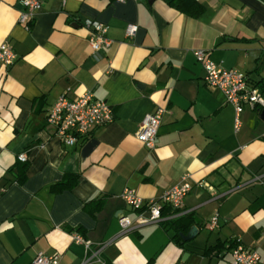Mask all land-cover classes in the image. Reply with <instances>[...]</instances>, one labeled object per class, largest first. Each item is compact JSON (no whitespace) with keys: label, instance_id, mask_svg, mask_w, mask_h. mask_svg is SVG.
Wrapping results in <instances>:
<instances>
[{"label":"crops","instance_id":"0c3cea01","mask_svg":"<svg viewBox=\"0 0 264 264\" xmlns=\"http://www.w3.org/2000/svg\"><path fill=\"white\" fill-rule=\"evenodd\" d=\"M177 1L45 0L26 28L19 0H0V45L17 55L0 64V264H33L37 252L58 255L51 264H82L91 254L74 233L91 249L106 243L87 264H230L236 239L264 262V107L245 105L235 131L234 107L205 84L193 54L204 49L243 72L264 99V0H196V17ZM86 19L105 24L112 40L97 59ZM66 90L72 98L89 91L113 111L73 146L46 122ZM157 107L165 112L147 149L135 134ZM185 173L183 207L193 220L181 233L195 225L190 241L177 243L160 222L121 233L119 217L138 215L125 188L157 199Z\"/></svg>","mask_w":264,"mask_h":264},{"label":"built area","instance_id":"2783aa9c","mask_svg":"<svg viewBox=\"0 0 264 264\" xmlns=\"http://www.w3.org/2000/svg\"><path fill=\"white\" fill-rule=\"evenodd\" d=\"M45 0H19L22 8L19 11L18 22L29 28L35 14L41 9ZM65 2V0H62ZM125 1V0H117ZM88 30V43L93 56L97 59L102 47H107L112 40L107 36V26L98 21L86 19L83 22ZM137 25L129 23L125 27V35L131 37L135 34ZM196 61L203 69V80L211 88H217L226 97L235 110L234 129L240 127L239 115L245 105L253 108L256 105L264 107L259 90L248 83L246 75L237 70L224 68L214 62L204 49L193 51ZM17 58L14 50L7 44L0 45V64L12 65ZM165 112L164 107H157L154 112L146 114L138 130L136 138L147 148L152 149L155 145V138L161 123V117ZM113 119L112 107L104 100L97 99L89 91L83 92L77 97H70L68 90L59 95L57 100L49 107L46 114L47 125L52 128L54 136L63 144L73 146L77 141L91 133L96 127L110 123ZM22 162L27 160V156L22 153L18 156ZM210 188V187H209ZM191 182L188 173L183 174L179 181L171 188L166 189L157 199H142L137 196L134 190L125 188L121 197L126 201L131 209L136 210L138 215L134 223L127 216L119 217L121 233L145 224L160 222L164 219L161 210L164 205L169 206L175 217L185 213L183 198L190 191ZM218 215L215 213L206 223L208 230H213L217 226ZM73 241L84 246L85 252L90 251V256L84 258L82 264H87L93 259L100 261L98 255L106 246V243L96 245L91 249V244L79 233H74ZM230 247V264H264L260 260L259 254L244 244L240 239H236ZM58 260V255H46L37 252L33 264H51Z\"/></svg>","mask_w":264,"mask_h":264},{"label":"trees","instance_id":"16d2710c","mask_svg":"<svg viewBox=\"0 0 264 264\" xmlns=\"http://www.w3.org/2000/svg\"><path fill=\"white\" fill-rule=\"evenodd\" d=\"M176 6L180 10L194 17H196L203 8L196 0H178ZM173 214H175V211H173L169 206L164 205L161 210V215L164 217V219L160 221V223H163L167 229L171 230L173 232L172 239H174L177 243H180L181 237L179 234L181 232H185L189 228L193 218L188 212L175 217H170ZM233 244V242L230 243L229 248L233 246ZM217 246L218 245H215L214 247H211V249H216Z\"/></svg>","mask_w":264,"mask_h":264},{"label":"water","instance_id":"95a60500","mask_svg":"<svg viewBox=\"0 0 264 264\" xmlns=\"http://www.w3.org/2000/svg\"><path fill=\"white\" fill-rule=\"evenodd\" d=\"M260 116L262 117V119H264V110L261 111ZM196 231H197L196 226L192 225L185 234L180 233L179 235L183 242H187V241H190L195 236ZM186 255H188V253H185L183 256H186Z\"/></svg>","mask_w":264,"mask_h":264}]
</instances>
